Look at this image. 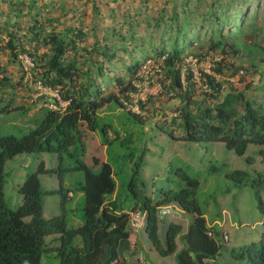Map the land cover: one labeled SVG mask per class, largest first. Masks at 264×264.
Segmentation results:
<instances>
[{
	"label": "trees",
	"instance_id": "obj_1",
	"mask_svg": "<svg viewBox=\"0 0 264 264\" xmlns=\"http://www.w3.org/2000/svg\"><path fill=\"white\" fill-rule=\"evenodd\" d=\"M5 1L10 4L9 11L17 16L22 11L33 13V25L25 35L30 34L27 37L29 42H33L34 48L43 43L47 51L38 55L34 51L31 53L11 28L17 24L11 23L7 16L4 24H0V52L8 50L13 60H17L20 54H27L33 61V68L39 69L35 75L41 88L57 91L61 100L68 103L63 110H52L44 106L42 121L19 137L12 134L0 137V264H41L45 238L52 234H60L61 244L56 248L58 264H128L122 254L134 255L136 252L130 247L129 213L125 211V203L128 201L132 202L130 210L140 207L147 211L146 232L160 255L173 253L176 248L175 236L180 235L183 245L175 256L176 264H209L207 260L219 252L220 244L214 238L218 232L207 225L205 213L195 199L199 186L197 178L183 175L185 183L178 190L166 189L163 195L160 193L153 201L145 193L135 192L136 179L131 178L125 185L117 183L116 171L111 164L98 157L93 158L91 166L81 160L73 167L59 166L61 174H66L71 169H80L84 173L83 181L76 188L84 198L83 223L68 228L63 212L50 218L43 216L42 196L45 191L39 175L51 174L53 169L47 168L41 160L36 171L28 174L18 188L23 197L21 204L11 209L4 199L5 162L21 153L48 152L60 165L63 155H73L71 146L75 152L79 146L83 147L79 139L83 136L80 130L82 125L90 131L99 127L106 136L110 126L104 123L99 125L98 112L110 102H114L136 122L143 124L140 112H135L130 106L137 104L143 110L147 102L136 98L137 102L134 103L129 93L137 91L133 81L143 80L145 77L138 73L146 62L159 58L163 64L161 68L170 78L167 88L171 91L170 97L172 100L179 99V106L175 107L177 114L172 116L171 121L185 128L186 138L220 141L237 155H243L248 144H257L261 147L259 155L264 163V95L262 100H257L248 95L250 86L247 84L243 88H229L223 85L224 81L213 75L201 73L208 88L205 95L211 98L210 103L203 104L204 94H199V98L194 99L196 90L193 88L194 75L190 67H186L185 73H182V66L188 65L186 57L194 56L188 49L197 42L201 43L200 35L207 36L209 49L220 50L225 54L220 60L214 61L213 70L216 74L224 75L225 68L231 70V76L241 71V63H227L228 58L225 57L236 58L241 52L250 55L255 50L253 47H259L254 41L252 45L248 44L243 37L262 32L258 19L264 17V11L260 13L264 0H180L178 4L177 1L170 0L169 10H161L153 18H144L146 29L149 28V32L157 36L158 42L155 45L147 43L145 46L143 39L135 35L133 23L128 21L125 23L127 32L107 28L102 41H99L95 30L92 31L94 40L91 46L81 47L88 53L89 62H93L87 69H82L79 65L77 52L72 57L67 53L76 49L77 41L85 39L89 28H84L81 24L77 28H68L66 33L56 32L48 28L52 21L46 20L47 23L44 24L37 17L39 11L32 12L37 0ZM95 2L96 0L93 1L94 13L101 15ZM110 35L117 36L119 46L109 40ZM5 38L7 41L3 43ZM121 51L125 56H120ZM123 57H129L127 63ZM260 62L264 63V59ZM116 63L124 66V75L117 76L113 73ZM245 66L253 67L254 64ZM182 74L185 76L182 77ZM112 78L119 86L118 92L102 94L104 81ZM240 81H244V77ZM148 97L152 99L151 94ZM53 102L57 103L56 100ZM7 108L9 107L4 106V109ZM16 109L23 110L25 106L11 110ZM3 111V108L0 109V112ZM165 121L168 120L163 122ZM129 142L131 140L127 137L122 140V144ZM92 167H98L97 171ZM134 174H138V169ZM227 176L239 184L245 182L247 173L234 170ZM251 185L255 188L258 209L264 213V200L261 197V192L264 193V174L251 180ZM60 190L63 206L69 190L63 189L62 177L59 176L58 191ZM124 191L132 193L131 199L127 197L128 199L123 200ZM172 201H177L195 216L184 233H181L179 226L170 225L163 242L157 233L156 207ZM77 238H80V242H77ZM239 256L241 259L247 258L250 264H264V231L257 242L243 246ZM132 264L139 263L133 260Z\"/></svg>",
	"mask_w": 264,
	"mask_h": 264
},
{
	"label": "rangeland",
	"instance_id": "obj_2",
	"mask_svg": "<svg viewBox=\"0 0 264 264\" xmlns=\"http://www.w3.org/2000/svg\"><path fill=\"white\" fill-rule=\"evenodd\" d=\"M93 1L37 0L35 8L32 9V12L39 11L40 14L37 17L44 24L47 23L46 20L52 21L51 24H48V28L56 32L66 33L68 28H77L81 24L84 28H89L85 39L77 41L76 51L69 50L67 53L72 57L74 52H77L76 58L82 69H87L91 64L88 53L84 52L81 47L91 46L94 40L92 31L95 30L99 41H102V36L107 28L109 30L114 28L123 33L127 32L125 23L128 21L133 23L135 35L143 39L145 46L147 43L155 45L158 42L157 36L153 32H149V28L146 29L144 18L146 16L153 18L159 11L169 10L171 6L170 0H96L97 3H95L98 4L101 14L97 15L93 10ZM175 1L177 4L180 2V0ZM261 5L260 13L262 10L264 11V1ZM9 7L8 1L0 0V24H4L5 18L9 16L11 23L17 24L11 28L16 31L18 38H21V42L31 53L34 51L38 55L46 52V45L41 43L34 48L33 42H29L27 37L30 34L25 35L28 33L27 29L33 25V13L22 11L17 16L16 13L9 11ZM258 21L262 25V32H259V35H248L253 38L244 36L243 39L251 45L254 41V44H258L259 47H253L255 50L250 55L241 52L236 55V58L225 57L228 58L226 59L227 63L234 61L242 64L241 71L234 76L230 75L231 70L228 68L223 69L224 75L214 72V61L220 60L225 54L220 50L209 49L207 36L200 35L201 43L197 42L188 49L194 56L186 57L185 62L188 65L182 66V73H185L186 67H190L193 72V88L196 90L194 99L204 94L202 96L204 97L203 104L211 102V98L205 95L208 88L203 82L201 74L208 73L220 81H224L223 85L229 86V88L233 86L243 88L247 84L250 86L248 95L262 100L264 63L260 60L264 59V17H259ZM150 34L152 35L150 36ZM109 40L119 46L117 36L110 35ZM6 41L7 38L3 40V43ZM137 43L140 44V41ZM9 54L8 50L0 52V109L4 110L0 112V137L9 134L19 137L35 128L42 121L43 108L47 106L44 103L48 100L47 95L51 96L52 92L42 89V93L46 94L40 96L39 84L36 81L38 77L35 75L39 69L33 68V61L27 54H20L17 60L11 59ZM122 55L121 51L120 56L122 57ZM123 58L127 63L129 57ZM246 64H254V66L246 67ZM145 65L149 70L148 87L152 88V99H149L147 95L144 100L147 103L144 104L143 110L135 105L130 106L135 112H140L143 124H139L114 102H110L98 112L99 125L104 123L110 126L106 136L102 134L99 127L95 131H90L85 125H82L80 130L83 132L81 134L83 136L79 139L83 147L79 146L75 152L74 147L71 146L70 151L73 155L68 157L63 155L60 165H58L57 159L53 160L51 153L48 152L21 153L7 159L3 188L6 205L14 209L21 204L23 197L18 192V188L28 174L36 171L41 160L45 162L47 168L53 169L51 174L39 175L42 188L45 191L42 196L43 216L50 218L63 212L68 228L83 223L84 198L82 192L76 188L83 181L84 173L80 169H71L70 172L61 174L59 166L73 167L78 160L91 166L93 158L98 157L101 161L111 164L113 170L116 171L117 183L125 185L131 178L136 179L134 181L135 192L145 193L153 201L166 189L178 190L185 183L183 175H186L199 180L195 199L205 213L208 226L218 232L214 238L220 244L219 252L207 262L209 264H250L247 258L241 259L239 252L243 246L257 242L264 231V213L258 209L255 188L251 185V180L264 174V163L259 155L261 147L250 143L243 155H237L220 141L188 140L185 128L171 121L172 116L177 114L175 107L179 106V99L172 100L170 97L171 91L167 89L170 85V78L168 79L164 69L161 68L163 65L161 59L152 58ZM113 68L115 70L113 73L117 76L124 75L126 72L124 66H120L119 63H116ZM184 76L182 74V77ZM243 77L244 81H240ZM125 79L128 77L125 76ZM104 82L102 94L118 92L119 86L114 83L113 78ZM4 106L9 108L4 109ZM20 106H25V109L11 110ZM166 119L168 121L163 122ZM125 137L129 138L131 142L122 144ZM92 169L97 171L98 167H92ZM136 169H138L137 175L134 174ZM234 170H242L247 173L245 182L238 184L233 178L227 176ZM59 176L62 177L63 189L69 190L63 206L61 205L62 190L58 191ZM131 194L128 191L122 192L123 200L127 197L131 199ZM261 197L264 200L262 192ZM131 205L132 202H126L125 211L129 212ZM170 210L169 214L159 219V234L162 228H166L171 222L181 224L184 232L188 224L193 221L194 214L192 212L179 213L173 208ZM59 236L60 234H52L45 238L41 264L59 263L56 251V248L61 244ZM130 240L131 246L135 248L136 252L134 255L122 254L128 264H132L133 260L137 261L140 254L144 264H176L175 256L183 245L181 237L177 236L175 251L162 256L152 248L143 225L139 226L137 235H132ZM77 242H80V238H77ZM142 253L146 257L145 260Z\"/></svg>",
	"mask_w": 264,
	"mask_h": 264
},
{
	"label": "clouds",
	"instance_id": "obj_3",
	"mask_svg": "<svg viewBox=\"0 0 264 264\" xmlns=\"http://www.w3.org/2000/svg\"><path fill=\"white\" fill-rule=\"evenodd\" d=\"M42 89H43V91H45V90H49L50 92H52L50 95L51 96H48L47 95V97H48V102H45L44 104L45 105H47L50 109H52V110H57V109H61V110H63L64 108H65V106H66V104L68 103V101H63V100H61V98H60V96H59V94H58V92L57 91H55V90H52V89H50V88H41V86L39 85V90H40V93H42ZM43 94H46V93H43ZM49 98H52L51 100H49ZM54 100H56L57 101V103H54L53 101ZM59 100L61 101V102H63V103H66L64 106H60L59 105ZM50 104H55V105H57L58 107L57 108H52V107H50ZM136 107L138 108V105H136ZM163 195V194H162ZM148 196V195H147ZM174 209V211H177V212H179V213H183L184 211H187V212H190V211H188V210H186V209H184L183 208V206L180 204V203H178L177 201H172V202H170V203H167V204H161V205H159V206H157L156 207V225H157V233H158V235H159V237L161 238V240L164 242V240H165V236H166V232H167V230H168V228H169V226L170 225H177V226H179L180 227V231H181V233H184L183 231H182V229H183V226L181 225V224H179V223H174V222H171L170 224H168L167 226H166V228L164 227V228H162V230L160 231V234H159V219L161 218V217H163V216H165V215H167V214H169L170 212H171V210L170 209ZM129 218H128V227H129V230H130V237L132 236V235H137V232H138V230H139V226L140 225H143L144 226V228H145V232H146V225H147V211L146 210H141L140 209V207H137V208H135V209H132V210H130L129 212ZM193 213V212H192ZM194 214V213H193ZM136 215H138V217L137 218H135V216ZM194 216H195V214H194ZM194 219V218H193ZM143 220H144V222H143ZM189 225V224H188ZM208 225V224H207ZM188 227V226H187ZM209 227H211V226H209ZM187 230V229H186ZM146 234H147V232H146ZM208 234H210V231H209V233ZM180 235H178V237H179ZM147 237H148V235H147ZM177 237V235L175 236V238ZM148 239H149V237H148ZM130 240V239H129ZM150 240V239H149ZM151 241V240H150ZM136 243V242H135ZM175 243H176V241H175ZM151 244H152V242H151ZM138 245V244H137ZM130 247L131 248H134V247H132L131 246V240H130ZM152 248L155 250V251H157L158 252V250L155 248V246L152 244ZM176 249V248H175ZM133 250H135V248L133 249ZM159 253V252H158ZM143 254V253H142ZM172 254V253H171ZM169 255V254H168ZM143 257H144V260L146 259V257H145V255L143 254ZM142 255L140 254V256L137 258V261H138V263L139 264H144L143 262H142ZM142 262V263H141ZM146 262V261H145Z\"/></svg>",
	"mask_w": 264,
	"mask_h": 264
},
{
	"label": "built area",
	"instance_id": "obj_4",
	"mask_svg": "<svg viewBox=\"0 0 264 264\" xmlns=\"http://www.w3.org/2000/svg\"><path fill=\"white\" fill-rule=\"evenodd\" d=\"M141 74L145 76L143 78V80H139L138 79V80H134L133 81V84H134V86H136L137 91H135V92L131 91L129 93L130 97L133 98V100H134L133 102L134 103L137 102L136 98H138V99L143 101V100H145L147 98V95L153 93L152 88L148 87V84H149V70L146 69V65H144L143 68L140 70L139 75H141ZM65 104L66 103H63V102H61L59 100V105L60 106H64ZM134 105L136 106L137 104H134ZM50 107L55 109L58 106L55 105V104H50ZM137 217H138V215L135 216V218H137Z\"/></svg>",
	"mask_w": 264,
	"mask_h": 264
}]
</instances>
